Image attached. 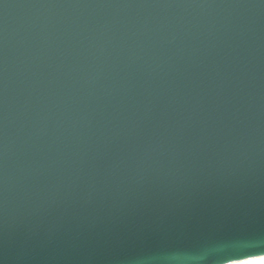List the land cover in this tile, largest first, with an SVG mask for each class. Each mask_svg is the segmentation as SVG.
Masks as SVG:
<instances>
[{
    "label": "water",
    "instance_id": "obj_1",
    "mask_svg": "<svg viewBox=\"0 0 264 264\" xmlns=\"http://www.w3.org/2000/svg\"><path fill=\"white\" fill-rule=\"evenodd\" d=\"M261 257L264 0H0V264Z\"/></svg>",
    "mask_w": 264,
    "mask_h": 264
},
{
    "label": "bare ground",
    "instance_id": "obj_2",
    "mask_svg": "<svg viewBox=\"0 0 264 264\" xmlns=\"http://www.w3.org/2000/svg\"><path fill=\"white\" fill-rule=\"evenodd\" d=\"M230 264H264V262H262L261 258H258V259L241 261V262L230 263Z\"/></svg>",
    "mask_w": 264,
    "mask_h": 264
},
{
    "label": "snow or ice",
    "instance_id": "obj_3",
    "mask_svg": "<svg viewBox=\"0 0 264 264\" xmlns=\"http://www.w3.org/2000/svg\"><path fill=\"white\" fill-rule=\"evenodd\" d=\"M242 255H246V256H255L257 254L254 253H242ZM262 262H264V257H261Z\"/></svg>",
    "mask_w": 264,
    "mask_h": 264
}]
</instances>
